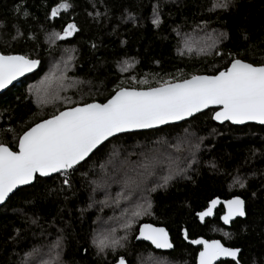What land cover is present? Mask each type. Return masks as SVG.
Wrapping results in <instances>:
<instances>
[{"label":"trees","instance_id":"16d2710c","mask_svg":"<svg viewBox=\"0 0 264 264\" xmlns=\"http://www.w3.org/2000/svg\"><path fill=\"white\" fill-rule=\"evenodd\" d=\"M219 3L226 7L218 0H0V53L39 61L37 72L0 96V146L17 151L36 124L107 103L120 89L215 76L237 59L264 66V0ZM70 23L75 35L60 41ZM215 112L115 137L78 167L16 192L0 208V264H196L199 249L185 242L184 229L191 240L241 249L239 264H264V126L219 125ZM234 197L246 203L245 220L226 228L217 211L199 223L211 201ZM143 224L164 227L175 249L136 242ZM100 240L109 246L101 250Z\"/></svg>","mask_w":264,"mask_h":264},{"label":"snow or ice","instance_id":"6c2138e0","mask_svg":"<svg viewBox=\"0 0 264 264\" xmlns=\"http://www.w3.org/2000/svg\"><path fill=\"white\" fill-rule=\"evenodd\" d=\"M217 6L226 7V4L218 0ZM60 7L67 9L69 5L65 3ZM56 15L57 10H53L52 16ZM74 30L75 25H68L59 38L71 35ZM38 64L39 61L24 56L0 55V88L31 72ZM210 104L223 106L215 115L217 120L264 123V66H253L237 59L227 71L215 76H192L182 83L166 82L148 91L120 89L107 103L73 107L36 124L19 141L18 152L0 146V202L18 185L30 183L37 173L48 176L73 168L117 133L181 120ZM144 167L147 169L148 165ZM218 203L220 201L213 200L211 207L199 214L200 218L212 215ZM243 203L239 198L227 202L225 223L245 214ZM140 235L151 240L157 248L172 247L164 229L144 225ZM118 243L111 242L112 246ZM194 243L204 245L199 254L200 264H213L220 256L235 258L239 252L225 248L218 241L197 240ZM108 246L106 240L99 241L101 250ZM119 264L125 261L121 259Z\"/></svg>","mask_w":264,"mask_h":264},{"label":"water","instance_id":"95a60500","mask_svg":"<svg viewBox=\"0 0 264 264\" xmlns=\"http://www.w3.org/2000/svg\"><path fill=\"white\" fill-rule=\"evenodd\" d=\"M71 25H75L74 23H70ZM69 24V25H70ZM68 28V25L66 26V28L64 29V32L67 30ZM77 31V27L75 25V30L73 31V33L67 37H64L63 39L60 38V41H64V40H68L70 38H72L75 33ZM64 32L63 34L61 35V37L64 35ZM0 55H3L0 53ZM11 56H18V55H11ZM241 60V59H239ZM243 61V60H241ZM245 62V61H243ZM247 63V62H246ZM255 66V65H253ZM231 67V65H230ZM229 67V68H230ZM228 68V69H229ZM39 69V64L31 71V72H26L24 75L22 76H19L17 77L15 80H13L10 84H8L6 87H3V88H0V96H2L3 94H5L9 89H11L15 84H18L21 80H23L24 78H26L27 76H31L32 74H34L35 72H37V70ZM227 69V70H228ZM226 70V71H227ZM198 76H206V75H198ZM191 79V78H190ZM183 82V81H182ZM182 82H176V83H182ZM172 84H175V83H172ZM128 90H135V89H128ZM150 90V89H149ZM137 91H148V90H137ZM100 104V103H99ZM79 107V106H78ZM212 109H215L216 112L214 113V116H213V121L216 123V124H219V125H225V124H230L232 126H237V127H243V126H246V125H251V124H254V125H259V126H264V123H260L259 121L257 120H246L245 122L243 123H236V122H233L231 120H217L215 118V115L217 112H220L223 110V106L222 105H218V104H210L209 106H207L206 108H202L200 111L198 112H194L192 115L190 116H185L183 119L181 120H174V121H169L168 123L166 124H161V125H157L155 127H152V128H144V129H134V130H131V131H127V132H122V133H117L116 135L114 136H111L109 137L107 140L103 141L100 145H98L89 155L88 157H86L83 161H81L79 164L75 165L73 168H76L78 167L79 165L83 164L85 161H87L102 145H104L106 142L110 141L111 139L115 138V137H118V136H121V135H125V134H131V133H137V132H145V131H151V130H158V129H161V128H164V127H167V126H172V125H178V124H181V123H184V122H187V121H190L192 118L200 115V114H203L205 112H207L208 110H212ZM69 110V109H68ZM66 111V110H65ZM42 123V122H41ZM35 127V126H34ZM33 128V127H32ZM31 130V129H30ZM29 130V131H30ZM28 132V131H27ZM23 137V136H22ZM21 137V138H22ZM20 138V140H21ZM6 147V146H5ZM10 149V148H9ZM11 150V149H10ZM19 151V144H18V149H17V152ZM73 168L71 169H68L67 171L69 170H72ZM66 171V172H67ZM64 172H54V173H51L50 175L48 176H41L39 173H37L34 177V179L28 183V184H22V185H18L16 188H14L12 190V192H10L6 199L3 201V202H0V208L3 207L7 202L8 200L16 193L18 192L19 190L23 189V188H26V187H29L31 185H33L36 181V179L39 177V178H42V179H46V178H51L53 176H57L59 174H62ZM236 198H239L240 200H242L244 203H243V211H244V215L243 216H234L228 223H225L223 217L225 215H227V212H228V208H227V202L228 201H231V200H234ZM214 200H218L220 201V203H218L215 208L213 209V212H212V215L210 216H206L203 218V220L200 218V213L206 211L209 207H211V202L209 203L208 207L197 214V219L199 221V223L201 224H204L207 220H212L214 219L215 217V214H216V211L221 207L223 206L224 207V214L222 215L221 217V223L223 224L224 227L226 228H231L232 224L234 222H236L237 220L241 219V220H245L246 217H247V214H246V203L245 201L240 198V197H234L232 199H229V200H221L219 198H216ZM144 225H150L152 226L153 228H158V229H164V231L166 232V229L164 227H161V226H155L153 224H143L141 225L140 229H139V232H138V235H137V238H136V242H144V243H147L149 244L150 246H152L155 250L157 251H160V252H169V251H173L175 249V246L172 242V239L170 237V235L167 233V238L169 240V242L172 244V247L171 248H157L155 246V244L152 243L151 240H147V239H144L141 237L140 233L141 231L143 230V227ZM183 235H184V240L185 242L192 246L193 248L195 249H199V252L197 254V259H196V264H200V257H199V254L200 252H202L204 250V245L203 244H197V243H194V241H197V240H204V241H207L208 243H212V242H215V241H218L220 242V244H222L225 248H228V249H231V250H236L237 248H230V247H227L223 244V242L221 240H218V239H215V240H207L205 238H197L195 240H191L188 238V233H187V230L184 229L183 230ZM239 252H238V255L237 257L233 258V257H229V256H220L218 257L216 260L213 261V264H218L220 263L221 261H232V262H238L239 258H240V254H241V249H238Z\"/></svg>","mask_w":264,"mask_h":264},{"label":"rangeland","instance_id":"374dc122","mask_svg":"<svg viewBox=\"0 0 264 264\" xmlns=\"http://www.w3.org/2000/svg\"><path fill=\"white\" fill-rule=\"evenodd\" d=\"M64 9V8H63ZM65 10V9H64ZM109 227H111V226H109ZM213 231H214V234H216V235H220V236H222L224 239H226V240H229L230 239V235H229V233L228 232H226L225 230H223V229H220V228H217V227H214V229H213ZM162 264H166V263H164V262H162Z\"/></svg>","mask_w":264,"mask_h":264},{"label":"flooded vegetation","instance_id":"af4514ba","mask_svg":"<svg viewBox=\"0 0 264 264\" xmlns=\"http://www.w3.org/2000/svg\"><path fill=\"white\" fill-rule=\"evenodd\" d=\"M217 211L220 212L219 220H220V222H221V217H222V215L224 214V207L221 206ZM217 211H216L215 217H216V215H217ZM215 217H214V218H215ZM234 223H235V222H234ZM218 240H219V239H218ZM222 262H226V264H239V263H240V259L238 260V262H232V261H221V262L218 263V264H222Z\"/></svg>","mask_w":264,"mask_h":264}]
</instances>
